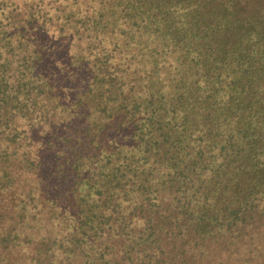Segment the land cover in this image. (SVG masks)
Returning <instances> with one entry per match:
<instances>
[{
    "label": "trees",
    "instance_id": "trees-1",
    "mask_svg": "<svg viewBox=\"0 0 264 264\" xmlns=\"http://www.w3.org/2000/svg\"><path fill=\"white\" fill-rule=\"evenodd\" d=\"M26 241L264 264V0H0V264Z\"/></svg>",
    "mask_w": 264,
    "mask_h": 264
},
{
    "label": "rangeland",
    "instance_id": "rangeland-1",
    "mask_svg": "<svg viewBox=\"0 0 264 264\" xmlns=\"http://www.w3.org/2000/svg\"><path fill=\"white\" fill-rule=\"evenodd\" d=\"M34 239H36L35 237H33ZM257 242V241H256ZM264 242H260V245H263ZM35 244L32 241H26L24 243H21V245H18L16 247H14L12 250L15 249V253H9L6 254L5 256V264H31V261L28 259L31 257V255H33V253H35ZM11 251V250H9ZM225 253V252H224ZM231 255V254H230ZM226 256H228V254L226 253ZM232 256H237V254L232 255ZM257 256V254H255L252 258L254 261L255 257ZM28 259V260H27ZM4 264V262H3ZM209 264H244L242 262H240L238 259H234V258H226L225 256L223 258L220 257H213V260H210ZM248 264V263H247Z\"/></svg>",
    "mask_w": 264,
    "mask_h": 264
}]
</instances>
